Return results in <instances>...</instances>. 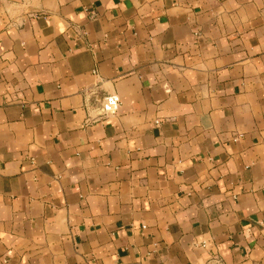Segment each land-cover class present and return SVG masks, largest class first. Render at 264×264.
I'll list each match as a JSON object with an SVG mask.
<instances>
[{
  "label": "crops",
  "instance_id": "crops-1",
  "mask_svg": "<svg viewBox=\"0 0 264 264\" xmlns=\"http://www.w3.org/2000/svg\"><path fill=\"white\" fill-rule=\"evenodd\" d=\"M0 264H264V0H0Z\"/></svg>",
  "mask_w": 264,
  "mask_h": 264
},
{
  "label": "built area",
  "instance_id": "built-area-1",
  "mask_svg": "<svg viewBox=\"0 0 264 264\" xmlns=\"http://www.w3.org/2000/svg\"><path fill=\"white\" fill-rule=\"evenodd\" d=\"M121 105V97L116 93H111L103 97L101 111L102 114L117 113Z\"/></svg>",
  "mask_w": 264,
  "mask_h": 264
}]
</instances>
